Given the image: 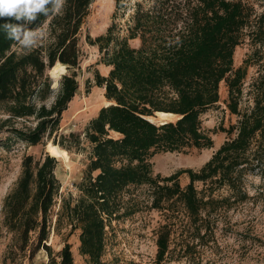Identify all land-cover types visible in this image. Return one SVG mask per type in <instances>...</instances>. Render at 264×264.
<instances>
[{
  "label": "trees",
  "instance_id": "trees-1",
  "mask_svg": "<svg viewBox=\"0 0 264 264\" xmlns=\"http://www.w3.org/2000/svg\"><path fill=\"white\" fill-rule=\"evenodd\" d=\"M93 1L66 0L59 14L41 15L28 25L42 27L49 20L53 37L49 46L18 53L13 51L16 42L0 31V105L8 114L0 120L1 146L11 149L17 140L37 145L50 139L69 149L65 138L58 142L53 137L80 88V34ZM253 1L262 12L245 0H155L149 7L138 3L128 37L115 35V25L106 35L87 36L111 67L108 76L96 74V85L105 88L111 104L103 106L87 127L86 137L93 147L77 198L62 196L56 157L25 156L21 176L3 204L4 225L13 235L16 257L33 261L46 250L48 264H75L70 244L58 253L48 245L53 231L69 227L70 233L81 232L80 253L92 264H101L107 228L134 213L124 201L133 186L150 187L151 209L172 217L188 216L197 236L216 225L207 219L200 222L205 213L229 211L249 199L248 177L264 178V0ZM120 4L117 0V9ZM134 39L141 41L139 47L130 44ZM246 42L251 52L236 68V49ZM57 63L70 73L62 76L55 92L48 72ZM251 67H257V75L245 93ZM223 82L228 87V107L239 118L229 128L219 126L228 140L198 171L156 175L152 159L158 154L213 147L202 116L219 106ZM245 96L252 105L243 109ZM157 113L173 114L176 119L164 124L151 121ZM20 120L24 127L17 126ZM31 120L34 126L27 125ZM70 137L80 143L79 135ZM184 173L190 179L186 186L180 182ZM199 183L207 189L199 191ZM222 189L229 194L222 197ZM157 244L155 264H162L170 249L169 229Z\"/></svg>",
  "mask_w": 264,
  "mask_h": 264
},
{
  "label": "rangeland",
  "instance_id": "rangeland-1",
  "mask_svg": "<svg viewBox=\"0 0 264 264\" xmlns=\"http://www.w3.org/2000/svg\"><path fill=\"white\" fill-rule=\"evenodd\" d=\"M155 0H121V8L117 9V0H94L90 12L82 26L80 34V48L83 54L81 68L78 70L80 88L76 97L70 103L68 110L63 114L60 129L53 139L58 142L65 138L69 149L55 145L52 140H44L37 145H30L25 141L17 140L11 149L0 145V264H48L49 256L46 250H41L33 261H23L16 257L13 235L4 225L3 204L7 194L15 187L22 173V164L25 156L32 155L40 160L46 154H52L49 145L56 146L61 152L57 157L58 167L56 175L61 183L63 197L80 195L79 185L83 181L90 162L92 144L86 137L89 123L94 119L100 109L109 104L105 97V88L96 85V74L108 76L111 67L104 63L103 54L99 46H92L87 41L90 35L93 39L106 35L109 28L115 25L114 34L120 38L130 35L132 25L131 16L138 3L149 7ZM254 4L259 12L263 8L253 0H245ZM49 20L42 26L45 35L38 41L37 47L49 46L53 42L50 33ZM133 47H139V39L130 40ZM251 45L245 44L237 47L235 52V67H240L247 55L251 52ZM13 51L23 53L26 49L19 44L13 46ZM58 64V63H57ZM70 73L66 68L57 77L48 72L54 83L55 92L58 91L62 76ZM257 75V67L249 69L245 84V93ZM89 90V91H88ZM56 95V94H55ZM55 100L50 99L48 105ZM229 93L225 82L221 85V102L219 106L202 116L203 127L214 141L209 149H193L186 153L168 152L153 157V169L156 175L171 176L179 171L193 169L200 170L215 154V152L228 140V135L218 130L220 125L229 128L238 122V116L232 114L229 107ZM252 105V101L245 96L241 104L244 109ZM8 118L2 105H0V120ZM164 117L157 115L154 121L158 122ZM169 120L176 119L169 116ZM24 121H18V127H24ZM34 121L27 122L34 126ZM71 134L80 136V143L70 137ZM113 137H118L112 133ZM96 175V174H95ZM182 186L189 182L188 174L180 176ZM249 199L238 203L229 211L202 216L216 224L211 230L203 229L197 236L196 227L192 220L181 213L172 217L161 211L151 209V190L148 185L131 187L124 195L126 207L132 213L120 220L112 222L107 228L106 247L101 264H155L158 253L159 236L170 230V249L166 260L162 264H264V178L260 175L249 176L246 181ZM201 191L206 188L202 183L197 184ZM222 197L229 194L228 189L219 193ZM62 197L58 199L55 213L59 209ZM171 216V217H170ZM57 217L54 215V222ZM168 225V226H166ZM80 230L70 233L69 227H63L60 233L53 231L48 245L55 253L60 252L66 244H70L75 264H92L89 257L80 253ZM15 251V252H13Z\"/></svg>",
  "mask_w": 264,
  "mask_h": 264
},
{
  "label": "clouds",
  "instance_id": "clouds-1",
  "mask_svg": "<svg viewBox=\"0 0 264 264\" xmlns=\"http://www.w3.org/2000/svg\"><path fill=\"white\" fill-rule=\"evenodd\" d=\"M66 0H0V31L6 38L19 44L26 50L37 46L45 35L42 27L29 28L39 16L48 17L59 14ZM14 21V22H13Z\"/></svg>",
  "mask_w": 264,
  "mask_h": 264
},
{
  "label": "bare ground",
  "instance_id": "bare-ground-1",
  "mask_svg": "<svg viewBox=\"0 0 264 264\" xmlns=\"http://www.w3.org/2000/svg\"><path fill=\"white\" fill-rule=\"evenodd\" d=\"M66 69V66L61 64V63H58L53 69H52V75L54 77H57L60 73H63ZM160 115L163 116H170V114H167V113H161ZM152 120H154V118H152ZM49 149L52 151V154L54 156H61V152L57 149L56 146H53L52 144L49 145Z\"/></svg>",
  "mask_w": 264,
  "mask_h": 264
},
{
  "label": "water",
  "instance_id": "water-1",
  "mask_svg": "<svg viewBox=\"0 0 264 264\" xmlns=\"http://www.w3.org/2000/svg\"><path fill=\"white\" fill-rule=\"evenodd\" d=\"M111 103H109L108 105H110ZM107 105V106H108ZM161 113H157V115H160ZM167 114H169V113H167ZM162 116V115H161ZM170 116H173V114H170ZM164 118L162 119V120H159L158 121V123H160V124H164V123H166V122H168V121H170L169 119H168V117L169 116H163ZM151 121H153V122H155L154 120H152V119H150Z\"/></svg>",
  "mask_w": 264,
  "mask_h": 264
}]
</instances>
